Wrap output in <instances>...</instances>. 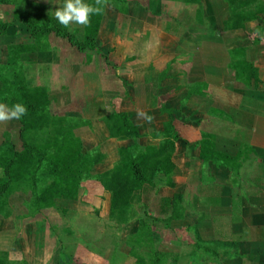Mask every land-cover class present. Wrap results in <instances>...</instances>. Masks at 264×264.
I'll use <instances>...</instances> for the list:
<instances>
[{
    "label": "rangeland",
    "instance_id": "obj_1",
    "mask_svg": "<svg viewBox=\"0 0 264 264\" xmlns=\"http://www.w3.org/2000/svg\"><path fill=\"white\" fill-rule=\"evenodd\" d=\"M86 2L101 11L90 16L87 26L73 24L66 29L72 40L55 33L33 36L19 20L0 31V92L6 98L28 99L40 109L38 122L28 121L26 126L19 120L0 122V185L10 181L0 198V264H187L189 249L197 240L191 229L189 177L180 189V217L170 221L143 220L147 213L160 217L158 186L165 187L172 173L142 200L122 198L114 203L116 197L105 184L109 181L113 186L116 169L129 172L131 155L160 148L167 139L174 141L175 148L145 162L148 179L158 180L152 177L157 159L169 153L173 157L175 152L181 154L176 160L186 157L189 112L170 107L176 104L170 102L175 80L156 84L151 72L145 85L135 82L137 91L130 96L135 107H130L129 118L140 135L113 136L105 119L117 118L126 88L134 85L125 83L118 66L123 46L117 48L118 60L104 55L97 39L92 43L90 38L103 22L110 25L114 20L123 33L131 19L138 21L143 14L150 22L156 19L184 31L188 24L222 26L224 16L226 24L234 26L237 19L228 0ZM254 4L248 10L253 19L262 20L264 0ZM59 6L49 0H8L0 4V11L4 19L31 15L36 22L37 18L49 21ZM91 43L99 50L77 47ZM133 53L140 55V50ZM0 103L8 105L1 98ZM144 105L146 111L139 110ZM145 201L147 208L142 206Z\"/></svg>",
    "mask_w": 264,
    "mask_h": 264
},
{
    "label": "crops",
    "instance_id": "obj_2",
    "mask_svg": "<svg viewBox=\"0 0 264 264\" xmlns=\"http://www.w3.org/2000/svg\"><path fill=\"white\" fill-rule=\"evenodd\" d=\"M241 18L234 26L224 16L222 26L188 24L184 31L143 14L123 33L114 20L97 31L104 55L119 60L117 48L126 46L118 66L134 86L126 88L119 112L130 116L135 82L145 85L151 72L156 84L175 80L170 107L189 112L187 158L176 160L181 154L175 152L171 183L158 186L161 197H173L189 177L198 241L187 264H264V16ZM136 48L140 55L131 56Z\"/></svg>",
    "mask_w": 264,
    "mask_h": 264
},
{
    "label": "trees",
    "instance_id": "obj_3",
    "mask_svg": "<svg viewBox=\"0 0 264 264\" xmlns=\"http://www.w3.org/2000/svg\"><path fill=\"white\" fill-rule=\"evenodd\" d=\"M7 1L8 0H0V4L7 3ZM252 1L253 0H228V4L233 12V19H238V17H242L241 19L244 20L252 17V12L248 10L251 4L255 3H251ZM4 18H6L4 16V13L0 11L1 33L6 31L12 25L13 21L19 20L27 26L28 30L31 31L33 36H36L37 34L48 36L51 33H55L56 36L72 40V37L66 32V28L59 25L54 18L49 21L38 20L37 18L38 23L35 20H32L31 15H27L25 17L14 16L11 20ZM228 26L230 25L228 24ZM98 27L99 26L96 27V34L90 38L92 43H94V40L97 39ZM92 43L90 46L77 44V47L80 51H84L87 48H91L95 51L99 50L98 48H96L97 46L92 45ZM0 98L2 101H6L9 106L17 102L25 105L26 114L21 119H19V121L25 126L27 125L28 121L38 122L37 118L40 115V109L33 102L23 98H6L2 95V92H0ZM116 116L117 118L110 116L109 118L105 119L109 124L113 136L119 135V137L122 138H137L140 135L137 127L132 123L127 113L120 112L117 113ZM112 122L113 125H110ZM121 132L122 134H120ZM24 145L27 146L26 148L27 150H29L30 147H28V144L26 142H24ZM174 148V141L172 143L169 139H167L163 142V144L160 145V148H147L135 156L131 155L129 158L128 165H126V167L129 169V172L125 173V169H122V167L118 168L113 172V186L108 184L109 181L105 184L107 189L110 188L113 191V196L116 197L114 203H121L122 198H125L126 200H134V198H136L137 200H142L143 194H148L149 192L153 191L156 183H162V178L168 179V175L169 173H171L174 167L172 159L173 157L171 153L167 154L166 156H163L164 158L162 159H157L154 162V165L152 166V177L158 178L157 181H154L153 179H148L144 173L143 167L148 159L158 158L159 156H162L167 149L173 151ZM9 188L10 181H7L6 183L0 185V198H2L4 194H6ZM131 195L133 196L131 197ZM181 200L182 197L180 194H176L173 197H160L157 209V212L160 214V217L147 213L145 214L147 218L143 221L158 220V218H167L168 221H170L171 219L179 218L180 205H178V201ZM142 206L143 208L149 207L147 202L143 203Z\"/></svg>",
    "mask_w": 264,
    "mask_h": 264
},
{
    "label": "clouds",
    "instance_id": "obj_4",
    "mask_svg": "<svg viewBox=\"0 0 264 264\" xmlns=\"http://www.w3.org/2000/svg\"><path fill=\"white\" fill-rule=\"evenodd\" d=\"M59 4L54 11H52L51 18L66 29L70 26L83 25L87 26L90 16L98 14L101 9L86 2V0H49ZM99 0H97V3ZM26 114V107L22 103H13L10 106L0 103V122L19 120Z\"/></svg>",
    "mask_w": 264,
    "mask_h": 264
}]
</instances>
